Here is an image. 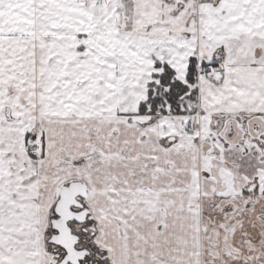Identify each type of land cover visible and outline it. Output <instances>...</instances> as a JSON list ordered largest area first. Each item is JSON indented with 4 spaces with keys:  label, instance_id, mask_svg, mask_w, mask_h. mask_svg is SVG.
<instances>
[{
    "label": "snow or ice",
    "instance_id": "snow-or-ice-1",
    "mask_svg": "<svg viewBox=\"0 0 264 264\" xmlns=\"http://www.w3.org/2000/svg\"><path fill=\"white\" fill-rule=\"evenodd\" d=\"M0 264H264V0H0Z\"/></svg>",
    "mask_w": 264,
    "mask_h": 264
}]
</instances>
